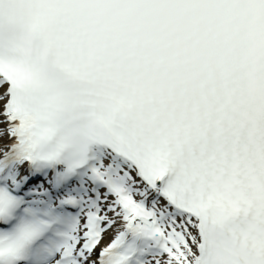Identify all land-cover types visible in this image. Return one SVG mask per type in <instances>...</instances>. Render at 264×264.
<instances>
[{
	"label": "snow or ice",
	"instance_id": "obj_1",
	"mask_svg": "<svg viewBox=\"0 0 264 264\" xmlns=\"http://www.w3.org/2000/svg\"><path fill=\"white\" fill-rule=\"evenodd\" d=\"M0 264H264V0H0Z\"/></svg>",
	"mask_w": 264,
	"mask_h": 264
}]
</instances>
